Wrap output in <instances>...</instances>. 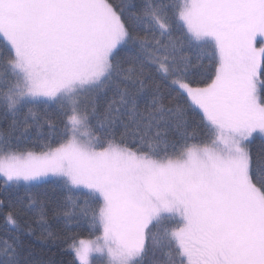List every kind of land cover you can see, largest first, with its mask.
<instances>
[{"label": "snow or ice", "instance_id": "obj_1", "mask_svg": "<svg viewBox=\"0 0 264 264\" xmlns=\"http://www.w3.org/2000/svg\"><path fill=\"white\" fill-rule=\"evenodd\" d=\"M0 217V264H264V0H0Z\"/></svg>", "mask_w": 264, "mask_h": 264}, {"label": "trees", "instance_id": "obj_2", "mask_svg": "<svg viewBox=\"0 0 264 264\" xmlns=\"http://www.w3.org/2000/svg\"><path fill=\"white\" fill-rule=\"evenodd\" d=\"M252 147L254 150L259 148L260 140L257 139ZM0 224H2V217H0ZM81 233L83 239H94V236H89L87 231L81 230ZM0 236H3L2 231H0ZM28 243L31 244L37 258L43 261V264H70L72 260V256L64 244L44 243L35 238H30Z\"/></svg>", "mask_w": 264, "mask_h": 264}]
</instances>
